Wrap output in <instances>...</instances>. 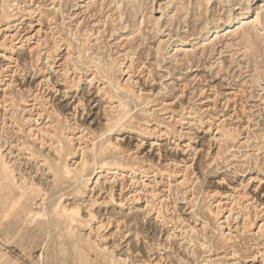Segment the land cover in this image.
<instances>
[{"label": "rangeland", "instance_id": "374dc122", "mask_svg": "<svg viewBox=\"0 0 264 264\" xmlns=\"http://www.w3.org/2000/svg\"><path fill=\"white\" fill-rule=\"evenodd\" d=\"M90 142L133 171L89 169L81 196L62 169ZM0 154V264H264V0H0ZM63 205L96 223L70 229Z\"/></svg>", "mask_w": 264, "mask_h": 264}, {"label": "bare ground", "instance_id": "6f19581e", "mask_svg": "<svg viewBox=\"0 0 264 264\" xmlns=\"http://www.w3.org/2000/svg\"><path fill=\"white\" fill-rule=\"evenodd\" d=\"M4 12H5V10H4ZM3 12V13H4ZM7 13V12H6ZM14 17V16H13ZM6 18H7V16H6ZM6 18H5V20H6ZM8 18H10V17H8ZM255 19V18H254ZM9 20V19H8ZM242 20V19H241ZM258 20V18H256V21ZM7 21V20H6ZM255 21V20H254ZM207 24V23H206ZM209 24V23H208ZM207 27V26H206ZM9 28H7L6 30H8ZM244 36V35H243ZM15 36H11V38H14ZM42 42V41H41ZM56 47V46H55ZM18 48H21V47H18ZM70 48V47H69ZM49 49V48H48ZM69 52V51H68ZM55 53H57L56 52V50H53V49H51V50H47L46 51V53L44 54L45 56H46V59H48L49 61H52L53 59H54V54ZM43 55V56H44ZM41 56V55H40ZM36 58V57H35ZM38 58H39V55H38ZM41 59V58H40ZM39 59V60H40ZM37 60V59H36ZM91 61V60H90ZM115 65V64H114ZM111 67V66H110ZM130 68V67H129ZM67 69V68H66ZM112 71V69H108V71ZM75 71V70H74ZM97 71V70H96ZM94 77H95V75H94ZM68 78V77H67ZM81 78L82 77H76V78H74V79H72L71 80V82L72 83H77V84H79V82L81 81ZM92 81V80H91ZM90 81V82H91ZM128 83L130 82L131 83V79L129 78L128 80H126ZM124 83V82H123ZM106 84H108V86L107 87H109V88H111V89H114L115 91H116V93H119V91H122V92H126L127 94H131V89H130V86H128L127 85V83L125 82V84L124 85H122L120 82H116L115 81V79H113V78H111V79H109L108 80V82L106 83ZM103 89H105V88H103ZM104 92V91H103ZM105 93V92H104ZM134 94V93H133ZM117 95V94H116ZM120 95V94H119ZM136 95V94H135ZM138 95V94H137ZM138 96H140V95H138ZM137 96V97H138ZM117 97H119V96H117ZM139 98V97H138ZM140 98H141V96H140ZM110 99V98H109ZM140 100V99H139ZM40 101V100H39ZM111 101V100H110ZM123 101V100H122ZM114 103V102H113ZM126 103V102H125ZM111 104V103H110ZM121 104V103H120ZM46 107V106H45ZM109 107V106H108ZM121 107V108H120ZM128 107V106H127ZM127 107H126V104L124 105L123 103H122V105H120V106H112L111 108L112 109H115V110H118L119 109V116L117 117L118 118V120H117V123L118 124H121L122 122H124V119L128 116L129 117V115H130V113L129 112H127L128 110H127ZM130 110V109H129ZM55 111V110H54ZM126 112V113H125ZM126 121V120H125ZM54 123V122H53ZM112 126V125H111ZM117 126V125H116ZM114 127H115V125H114ZM127 128H128V125L126 126ZM110 128V127H109ZM113 128V127H112ZM112 128H110L108 131H107V133H111V132H113V129ZM221 128V127H220ZM115 130V129H114ZM129 131V130H128ZM220 131V130H219ZM222 131V130H221ZM220 131V132H221ZM224 131H226V130H224ZM54 132H56V131H54ZM227 133H229V132H227ZM56 135V134H55ZM51 136L52 138H51V149H54L53 151H55L57 154H58V156L60 157L61 155H62V153H64L65 152V148L62 146V148L61 149H59L58 147H56L55 146V143H54V141L55 140H57V137L56 136ZM228 135V134H227ZM46 136V135H45ZM106 136V135H105ZM226 136V135H225ZM103 137H104V135H103ZM228 137H231V134H230V136L228 135ZM227 137V138H228ZM64 137L62 136V139H63ZM68 138V137H67ZM66 138V139H67ZM72 138H68V141L69 142H73L72 140H71ZM79 139L81 140V138H80V136H79ZM83 139V138H82ZM47 140V139H46ZM67 141V140H66ZM89 141V140H88ZM110 140L108 139L107 140V142H109ZM57 142L58 143H62L61 142V140H57ZM96 142V141H95ZM95 142L93 143L92 142V144H91V142H90V144H91V147L90 148H87V149H89L90 150V152L92 153V156H93V159H92V163L91 164H89L85 159H83L81 162V164H79L80 166H75L76 168H73V169H71V166H69L67 163L66 164H64V167H63V169H62V172H63V176L64 177H70V178H73V179H75V182L76 183H80L82 186L80 187V188H78L77 190H76V194L77 195H84V192H83V189H82V187H85V185L86 184H88L89 182H90V180H91V178H89V177H91L92 176V173L90 174V173H88V171H89V169H92L93 170V172L95 171L96 173H102V171H106V170H108L109 172L111 171V172H115V173H113L114 175L116 174V173H118L119 171H122V172H132L133 171V168L132 167H130V168H127V166L126 167H124L122 164H120V163H118L117 161H116V159H115V161L114 162H106V161H104V159H101L102 157L101 156H103V154H104V149H102L103 147H101L98 151H97V148H96V144H95ZM45 143V142H44ZM70 143V144H71ZM80 144H81V142H80ZM108 147H111L112 149H117L118 147L115 145V144H112L111 142L110 143H108ZM26 146V145H25ZM41 147V146H40ZM49 147V146H48ZM86 147V146H85ZM44 148V147H43ZM2 149V148H1ZM25 149V148H24ZM82 150V154H84L85 153V148H81ZM119 149V148H118ZM2 151V150H1ZM74 153V152H73ZM2 154V153H1ZM0 154V155H1ZM66 155L65 156H67L68 158H69V156L70 155H72V152L70 153V154H68V153H65ZM113 154H115V153H113ZM57 156V155H56ZM3 157V156H2ZM84 157V156H83ZM114 158H116V155H113V159ZM4 159V158H3ZM100 159V160H99ZM59 162H60V160H59ZM58 162V163H59ZM46 163H47V161H46ZM2 165H3V174H4V176L6 177V179L9 181V185L10 186H13L14 188H16L19 192H15V191H13L12 192V195H13V199H12V204H11V209H12V211H13V209H15L17 206H19V204H21L22 205V207L23 208H26V209H30V206H31V204L29 203V198H28V196H29V194H32V192L30 191V189H35V187H34V185H32V186H28L27 184H26V178L25 177H21L20 179L22 180V183L20 182L19 183V181L16 179V174H15V170L11 167V166H9V165H11V164H7L6 162H4L3 160H2ZM80 167V168H79ZM31 175V174H30ZM56 188H58L59 187V184H60V182L62 181L61 179L63 178V176L61 177V176H59V174H58V172H56ZM60 177H61V179H60ZM54 182V181H53ZM30 183V182H29ZM115 183H116V181H115ZM76 185V184H75ZM115 186V185H114ZM37 187V186H36ZM74 187V186H73ZM77 187V186H76ZM40 187H38V189H39ZM74 189H75V187H74ZM126 188H125V186L124 185H122V188H121V192H123L124 190H125ZM64 190V189H63ZM63 190H61L60 192H62ZM93 190V189H92ZM128 190V189H127ZM68 191V190H67ZM72 191V190H71ZM74 191V190H73ZM125 192V191H124ZM130 192V191H129ZM138 192V191H137ZM137 192H135V193H137ZM66 193V192H65ZM68 193V192H67ZM70 193V192H69ZM114 193H115V191H114V187L111 189V191H110V199H111V201H113V202H115L116 200H115V198H114ZM142 192H140V193H138V194H134L133 196L134 197H132V199L133 198H135V199H133V200H136V202H139V200H141V198H139V195L141 194ZM46 195H48V194H44V196L46 197ZM63 195H64V193H63ZM149 195L150 194H148V195H144V196H148L149 197ZM137 197V198H136ZM143 197V196H142ZM44 200H43V202H46V198H43ZM80 199V198H79ZM128 199H130V197L128 198ZM127 199V200H128ZM25 200V201H24ZM37 200V199H36ZM40 200H42V198L40 199ZM59 200V199H58ZM138 200V201H137ZM123 201H126L125 199H123ZM123 201H122V203H123ZM47 202H48V200H47ZM61 202H63V197H60V201H59V203L61 204ZM151 202V201H150ZM150 202L149 201H147V204H148V206L147 207H149L150 206ZM36 204V203H35ZM60 204H58V205H60ZM66 204V203H65ZM95 204V202L94 203H92L91 204V206H93ZM96 204H97V202H96ZM53 205V204H52ZM86 205V204H85ZM38 206H39V204H38ZM38 208V207H37ZM150 208V207H149ZM159 209V208H158ZM158 209H157V211H158ZM91 210V209H90ZM87 211V210H86ZM29 213H32L31 211L29 212ZM89 219H84L83 218V215H82V207H81V205H74V207H72V208H68L67 206H65V205H63L62 206V208H61V211L59 212V211H57V209L55 210V212H54V217H56V218H60V219H64L67 223H68V225H69V227H70V229H72V230H76V229H81V228H83V226L84 225H90L91 223H93V222H95L96 223V217L97 216H95L94 214H93V212H89ZM157 215H160V212H158V214ZM214 215V214H213ZM34 217L36 218V219H40V220H42L43 221V223H44V225L45 224H47V227H48V222H49V214L47 213V208H44V205L42 206V208H41V210L38 212V213H36V214H34ZM54 221V220H53ZM105 224L104 223H101V225L100 226H98V228L96 229V231L95 232H97V231H101L102 229H104L105 228V226H104ZM48 229H50V228H48ZM53 229V228H52ZM261 229V228H260ZM79 230H77V231H79ZM89 230H91V229H89ZM59 231V230H58ZM73 231V232H74ZM76 231V232H77ZM72 232V233H73ZM91 233L92 232H94V230L92 229L91 231H90ZM48 233H50V232H48ZM47 233V234H48ZM75 233V232H74ZM83 233V232H82ZM26 234V233H25ZM25 234H24V236H25ZM51 235V234H50ZM90 236L91 235H89V238H90ZM48 237V236H47ZM44 239V238H43ZM48 240H49V237L47 238ZM88 240V239H87ZM51 241V240H50ZM85 242V241H84ZM87 242V241H86ZM88 242H89V240H88ZM49 243V242H48ZM91 244V243H90ZM92 244H94V243H92ZM45 245H46V243H45ZM95 245V244H94ZM93 245V246H94ZM97 248V247H96ZM46 249H48V248H46ZM98 249V248H97ZM106 249V248H105ZM79 251V250H78ZM103 253V252H102ZM43 255V254H42ZM114 255V254H113ZM115 256V255H114ZM41 257V256H40ZM39 257V258H40ZM43 257V256H42ZM119 259V258H118ZM112 261H114V260H112ZM128 261L129 260H121V261H118V263L117 264H128ZM42 263V262H41ZM131 263V262H130ZM112 264V263H111Z\"/></svg>", "mask_w": 264, "mask_h": 264}]
</instances>
